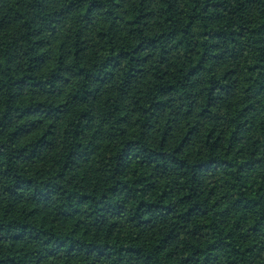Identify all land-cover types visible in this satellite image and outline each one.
<instances>
[{
	"label": "trees",
	"instance_id": "1",
	"mask_svg": "<svg viewBox=\"0 0 264 264\" xmlns=\"http://www.w3.org/2000/svg\"><path fill=\"white\" fill-rule=\"evenodd\" d=\"M0 264H264V0H0Z\"/></svg>",
	"mask_w": 264,
	"mask_h": 264
}]
</instances>
